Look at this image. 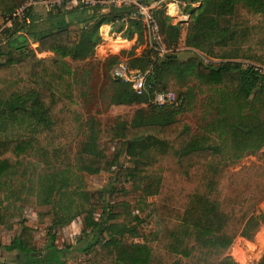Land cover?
<instances>
[{
    "label": "trees",
    "instance_id": "16d2710c",
    "mask_svg": "<svg viewBox=\"0 0 264 264\" xmlns=\"http://www.w3.org/2000/svg\"><path fill=\"white\" fill-rule=\"evenodd\" d=\"M177 1L185 4L189 16L182 41L184 53L189 54L185 59L177 52L183 23H169L162 9L153 12L170 50L161 57L147 48L140 19L132 18V10L123 7H54L43 20H35L30 9L0 32V72L17 71L8 81L13 87H5L7 98H0V188L34 144L58 155L72 140L77 74L65 60L92 57L101 43L102 26L111 27L115 39L130 40L136 35L143 50L138 55L129 53L126 64L148 71L145 94L137 96L130 84L113 78L112 70L120 62L116 56L108 57L110 106L149 104L154 92L175 87H180L177 94L184 98L177 108L156 110L149 105L128 126L106 129L103 138L113 144L111 158L96 150V126L86 121L87 141L76 152L78 168L88 175L113 172L110 190H68L72 183L63 177L40 189L38 203L43 210L39 215L41 224L50 229L48 234L76 218L83 221L85 245L78 252L98 248L83 264H166L172 259L171 264H182L180 259L185 260L183 264H236L227 250L236 238L250 241L259 230L256 218L242 215L246 201L228 209L221 202L228 181L222 162L235 164L244 152L264 147V75L243 64L264 67V0ZM19 5L20 0H0L1 24ZM72 26H81L76 40L70 37ZM30 43L37 44V52L52 56L37 58ZM84 75L89 78L90 73L86 70ZM189 79L200 87L208 85L211 93L200 108L204 120L210 113L213 116L195 130L179 118L193 110L196 92L201 93L200 87L188 84ZM122 156L127 166L120 164ZM125 181L144 185L142 192L156 197L152 212L158 231L140 236L137 227L143 220L132 214L126 202L113 201L112 194L118 192L113 186ZM74 197L81 202L76 204ZM96 211H100L97 219ZM18 216L0 207V226L8 227L7 221ZM127 233L140 241L124 243ZM32 246V231L23 225L3 248L24 257V264H63L62 256L69 250H57L53 237L44 257ZM253 264H264V256Z\"/></svg>",
    "mask_w": 264,
    "mask_h": 264
},
{
    "label": "rangeland",
    "instance_id": "374dc122",
    "mask_svg": "<svg viewBox=\"0 0 264 264\" xmlns=\"http://www.w3.org/2000/svg\"><path fill=\"white\" fill-rule=\"evenodd\" d=\"M25 0H20V5ZM153 2V0H149ZM159 6L164 10V17L167 16L166 6L168 0L162 1ZM178 16L168 14L169 23H183L182 30L185 29V23L189 20V16L184 12L185 4L177 1ZM196 5H194L195 7ZM33 9H38L34 7ZM39 10V9H38ZM154 9L152 13L155 11ZM238 13L243 17L246 16L244 11L238 10ZM44 14V13H43ZM2 20L0 19V24ZM79 27H70V37L76 40L79 35ZM111 28V27H110ZM3 24L0 25V32L3 30ZM101 43L95 48L94 55L84 61H65L77 74V83L75 90L78 95V103L72 109L73 129L72 140L69 141L67 147L61 153L54 154L49 151H42L38 145L34 144L24 154L21 165L15 171V175H10L4 180V185L0 188V207L7 213L20 216L9 219L8 227L0 226V251L3 247L9 245L16 238L21 227L28 226L32 231L33 250L39 256L44 257L49 250L50 237L54 238V247L57 250L64 252L62 259L63 264H83L86 260L98 252V248L94 247L87 254L78 252V247H84L85 240L82 236L84 231L83 221L79 218L74 219L70 224L63 228H53L48 234V226L41 224L39 213L43 207L38 203L40 199V189L50 183L53 179L63 177L69 179L71 186L68 190L78 189L86 193H93L104 189L110 190L114 173H100L98 175H88L80 171L78 168L77 149L80 148L82 142L87 141L86 121L92 120L96 126L97 135L95 138L96 150L104 154L105 157L113 156V144L103 138V132L116 125L128 126L133 118L143 111L149 109V104L131 105V106H110L109 97L111 90L109 86L110 73L105 68V63L108 57L116 56L119 62L128 63L130 59L129 53L138 55L143 50V47L138 43L137 37L133 36L130 40L115 39L110 29L108 35L104 34V28L99 29ZM30 43L29 48L37 55L38 50ZM185 48L179 46L177 49L180 59H185L189 54L184 53ZM52 55L44 53L43 56ZM199 57H202L198 54ZM40 55H37V57ZM205 63L211 61L203 59ZM244 66H248L243 63ZM90 73L89 78L84 75L85 71ZM141 72H146L139 70ZM17 75L16 68H11L7 71L0 72V98L6 99L8 90L5 87H13L8 83ZM81 79V81H80ZM189 85L200 87L199 83L189 79ZM208 85H201V93L196 92V101L193 110L186 111L179 118L185 120L195 130L198 126L203 125L205 120L210 119L213 114L210 113L204 120V110L200 108V103L211 93L207 90ZM180 87H175L172 92H179ZM120 164L127 166V159L122 156ZM225 167V172L228 181L225 182L226 195L222 200L224 208L228 209L234 206L239 201H246L242 210V215L245 218L253 216L259 222V230L252 240L247 241L243 238H236L227 254L233 258L236 264H253L257 263L264 256V147L255 152H244L240 159L235 164L230 162H222ZM144 185H133L130 182H122L113 186L118 192L112 194L113 201H123L130 205L132 214L137 215L143 223L138 225L137 230L140 236H145L149 233L158 231L159 226L156 218L153 215L152 208L156 202L155 196H146L142 192ZM141 187V188H140ZM216 194V193H215ZM217 195V194H216ZM105 200L108 201V195L105 193ZM76 204L80 203L77 197H74ZM100 211L94 213V218L97 219ZM117 223H122V220H117ZM138 235V236H139ZM140 241V238H132L129 234L123 237L124 243ZM4 252V251H3ZM5 254V253H4ZM3 264H24V257H17V253L10 252L7 257H0ZM175 259L167 261L166 264H171ZM181 260V263L185 260Z\"/></svg>",
    "mask_w": 264,
    "mask_h": 264
},
{
    "label": "built area",
    "instance_id": "2783aa9c",
    "mask_svg": "<svg viewBox=\"0 0 264 264\" xmlns=\"http://www.w3.org/2000/svg\"><path fill=\"white\" fill-rule=\"evenodd\" d=\"M167 4L171 10L170 6H175L174 9L175 16H178V6L177 0H168ZM95 5H100L104 8L115 7V8H129L132 10V18L140 19L141 23L145 29V36L147 41V48L154 50L159 57L169 54L168 50L162 40V36L159 33L158 25L154 19L152 11L156 9L148 5L145 0H25L23 4L19 5L13 13H11L9 19L4 23L3 28H10L11 24L15 20H21L24 15L32 8L36 6H44L47 8L61 7L65 6L66 9L76 8V7H94ZM110 28L104 29V34L108 35ZM248 66L254 68L255 71L264 75V67H259L256 65H251L246 63ZM112 76L114 79L130 84L134 93L137 96H142L146 91V78L148 76V71L141 72L137 69H131L126 63H119L112 70ZM184 98L182 95H178L175 92H154L149 100V105H151L156 110L168 108V107H179L183 102Z\"/></svg>",
    "mask_w": 264,
    "mask_h": 264
},
{
    "label": "crops",
    "instance_id": "0c3cea01",
    "mask_svg": "<svg viewBox=\"0 0 264 264\" xmlns=\"http://www.w3.org/2000/svg\"><path fill=\"white\" fill-rule=\"evenodd\" d=\"M162 1H164V0H153V2H149V0H145V2L148 4V5H150L151 7H155L156 9L157 8H160L159 6L163 3ZM166 6V9L167 8H169L168 7V5L166 4L165 5ZM38 9H31V14L33 15V18L35 19V20H43V19H45V17H46V14H47V12H48V10L50 9V8H47V7H44V6H36ZM168 10H166V12H167ZM103 12H106V10H103ZM44 13V14H43ZM168 14H170L169 12H167ZM167 14V16L168 17H171V16H169ZM62 21V23L64 22V20H61ZM66 21V20H65ZM3 26H4V24H3ZM104 29L105 28H110L109 26H102ZM101 27V28H102ZM184 30H182V34H181V39H180V46H182V41H183V38H184ZM134 36H136V35H134ZM137 37V36H136ZM33 45H36L37 46V44H33ZM35 46V47H36ZM43 54L44 53H37V55H40V56H38L37 57V55H36V57L37 58H39V59H44V58H47V57H49V55H46V56H43ZM12 176L13 175H15V172H13L12 174H11ZM7 246V245H6ZM4 251V252H3ZM14 252V251H13ZM5 253V254H4ZM10 255V252H6L4 249H2L1 251H0V257H2L3 259H4V257H7V256H9ZM0 264H3V261L0 259Z\"/></svg>",
    "mask_w": 264,
    "mask_h": 264
},
{
    "label": "bare ground",
    "instance_id": "6f19581e",
    "mask_svg": "<svg viewBox=\"0 0 264 264\" xmlns=\"http://www.w3.org/2000/svg\"><path fill=\"white\" fill-rule=\"evenodd\" d=\"M170 9H171V10H168L167 12H169L170 14H172V15L175 16V14H174V9H176V7H175V6H170Z\"/></svg>",
    "mask_w": 264,
    "mask_h": 264
},
{
    "label": "flooded vegetation",
    "instance_id": "af4514ba",
    "mask_svg": "<svg viewBox=\"0 0 264 264\" xmlns=\"http://www.w3.org/2000/svg\"><path fill=\"white\" fill-rule=\"evenodd\" d=\"M18 257V256H17Z\"/></svg>",
    "mask_w": 264,
    "mask_h": 264
}]
</instances>
